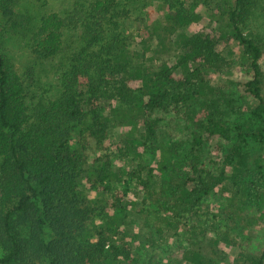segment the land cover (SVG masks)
Returning a JSON list of instances; mask_svg holds the SVG:
<instances>
[{
	"label": "rangeland",
	"instance_id": "374dc122",
	"mask_svg": "<svg viewBox=\"0 0 264 264\" xmlns=\"http://www.w3.org/2000/svg\"><path fill=\"white\" fill-rule=\"evenodd\" d=\"M95 1L21 0L15 9L29 15L31 25L52 12L73 17L81 11L87 22L92 20L89 12ZM189 5V0H115L110 19L103 22L102 40L87 45L85 25L78 22L64 31L63 49L47 59L35 57L28 36L0 17V52L14 64L30 107L41 98L61 95L64 78L83 58L105 69L95 81V96L88 91L86 76L79 81L85 91L84 110L95 108L102 114L107 134L99 143L86 128L78 127L70 145H87L80 190L92 207L88 224L107 238L105 248L112 241L130 243L133 258L113 261L102 256L93 264H193L185 254L191 249L203 256L201 264H250L264 252V140L249 135L264 134V114L256 118L251 112L259 100L246 90L253 72L239 47L224 49L230 67H202L211 86L187 104L172 105L162 113L156 137H147L141 112L133 104L142 96L149 75L167 60L175 63L186 39L203 26L176 14ZM241 25L246 35L264 41V0ZM262 68L264 96V57ZM121 87L125 94L119 93ZM214 103H218L215 116L231 127L230 137L210 135L197 157L204 174L218 177L224 172L226 178L191 212L183 204L175 207L176 197L194 172L189 162L193 135L199 131L196 123L209 118ZM235 144L247 154V164L241 168L236 159L229 161ZM100 175H105L103 181Z\"/></svg>",
	"mask_w": 264,
	"mask_h": 264
},
{
	"label": "trees",
	"instance_id": "16d2710c",
	"mask_svg": "<svg viewBox=\"0 0 264 264\" xmlns=\"http://www.w3.org/2000/svg\"><path fill=\"white\" fill-rule=\"evenodd\" d=\"M20 1L0 0V17L28 36L35 57L47 59L63 49L64 31L72 25H85L83 38L87 45L102 40L103 22L110 19L115 0H96L89 12L91 21L86 22L81 11L73 17L52 12L44 14L35 25H31L29 15L16 11ZM189 1V7L180 8L176 14L187 23L201 22L203 26L186 39L175 63L167 60L149 75L142 96L133 103L141 112V123L149 138L156 137L162 113L172 105L187 104L211 86V78L202 67L215 70L230 67L225 48L233 50L238 46L242 57L249 61L253 77L245 87L259 100L251 112L256 118L264 114L261 93L264 41L246 35L241 25L259 0ZM215 2L217 6H213ZM212 21L217 24L213 26ZM83 59L64 78L61 95L54 99L41 98L30 107L26 103V87L14 64L0 52V246L3 249L0 264H93L102 256L113 261L133 258L130 243L112 241L105 248L107 238L88 224L92 207L80 190L87 145L82 143V148H72L70 140L76 129L82 127L87 129L88 136L102 143L108 126L97 109L84 110L85 91L81 90L83 83L79 81L81 75L86 76L88 91L95 96V81L104 75L105 69L92 59ZM118 90L125 94L124 88ZM209 107V118L196 123L199 131L194 132L192 139L193 160L189 164L194 172L176 197L175 207L183 204L191 212L211 190L222 186L226 178L224 172L218 177L204 174L197 157V151L210 135L229 138L231 133V127L215 116L218 103ZM249 135L264 140L262 132ZM245 136L240 131L242 141L246 140ZM235 159L238 168L246 166L247 154L241 144H235L229 155V161ZM195 173L198 175L194 176ZM104 177L99 176L101 181ZM185 254L191 263H203L198 250L191 249ZM250 264H264V252L253 257Z\"/></svg>",
	"mask_w": 264,
	"mask_h": 264
}]
</instances>
